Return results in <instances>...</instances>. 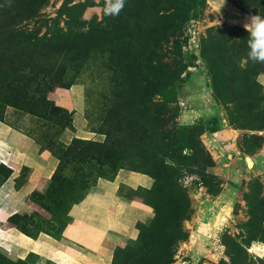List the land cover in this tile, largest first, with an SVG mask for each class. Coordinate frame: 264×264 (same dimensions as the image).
<instances>
[{"label": "rangeland", "instance_id": "1", "mask_svg": "<svg viewBox=\"0 0 264 264\" xmlns=\"http://www.w3.org/2000/svg\"><path fill=\"white\" fill-rule=\"evenodd\" d=\"M257 14L264 0H127L115 17L105 0H0V121L62 158L59 178L2 218L0 264L27 262L8 228L59 239L100 178L118 181L111 213L135 232L112 264H264L252 249L264 244V63L248 59L244 27ZM73 88L82 104H58ZM10 172L1 162L0 181Z\"/></svg>", "mask_w": 264, "mask_h": 264}, {"label": "crops", "instance_id": "2", "mask_svg": "<svg viewBox=\"0 0 264 264\" xmlns=\"http://www.w3.org/2000/svg\"><path fill=\"white\" fill-rule=\"evenodd\" d=\"M58 104L76 108L81 105L79 90L58 89L54 92ZM75 133L65 128L59 135L69 143ZM7 160V162H5ZM0 161L11 164L15 172L0 181V225L2 218L23 210L29 200L28 191L42 190L49 183L59 159L41 149L33 136L10 123L0 121ZM26 167L25 182L17 179L19 169ZM118 181L100 178L79 202L68 211L70 221L63 227L59 239L47 234L30 237L8 228L5 238L12 253L27 259L28 264H112L117 246L135 236L134 230L118 216L111 206L121 203L116 194Z\"/></svg>", "mask_w": 264, "mask_h": 264}, {"label": "clouds", "instance_id": "3", "mask_svg": "<svg viewBox=\"0 0 264 264\" xmlns=\"http://www.w3.org/2000/svg\"><path fill=\"white\" fill-rule=\"evenodd\" d=\"M126 2L127 0H105V15L118 16ZM244 27L249 33L248 59L253 63H264V17L252 15ZM188 182V179H185L184 184Z\"/></svg>", "mask_w": 264, "mask_h": 264}, {"label": "trees", "instance_id": "4", "mask_svg": "<svg viewBox=\"0 0 264 264\" xmlns=\"http://www.w3.org/2000/svg\"><path fill=\"white\" fill-rule=\"evenodd\" d=\"M262 17H264V15H262ZM53 111L55 112V114H60L61 116H67V114H68V111H66L65 109H63L62 107H59V106H54L53 108ZM59 119V118H58ZM63 129L61 130V132L65 129V128H67L66 126H64V127H62ZM37 142H38V140L35 138V137H33ZM75 139V137H73L72 138V140H74ZM72 140H71V142H72ZM39 143V142H38ZM40 144V146H41V149H43V147H42V144L41 143H39ZM51 154H53L54 156H56L58 159H59V161H58V165H57V167H56V169L54 170V172L51 174V177H50V179H49V183H51V181H53V179H56V178H59V173H60V171H61V166H62V158H60V157H58L56 154H54V153H51ZM1 163V162H0ZM3 163V162H2ZM11 173L12 172H10V174H8L7 176H5V177H3V179L2 180H5V179H7L10 175H11ZM105 177V176H103V175H98V177ZM97 180L98 179H96L92 184H89L88 185V187H87V189H86V191L82 194V196L81 197H79L78 199H76L75 201H73L72 202V204H74V203H76V202H79L81 199H83L84 198V196L87 194V192H88V190H89V188L92 186V185H94L96 182H97ZM48 183V184H49ZM71 204V205H72ZM71 205H70V207H71ZM69 207V208H70ZM68 211H69V209H68ZM20 214V212L18 211V212H15V213H13V214H10V216H8V218H12V217H14V216H16V215H19ZM67 214H68V212H67ZM67 224V223H66ZM63 229V228H62ZM62 231V230H61ZM61 235V234H60ZM37 237V236H36ZM60 237V236H59ZM35 238V237H34ZM117 249H118V246H117V248H116V250H115V253L117 252ZM115 253H114V256H113V260H114V257H115ZM113 260H112V262H113ZM27 262L25 263V264H28V260H26Z\"/></svg>", "mask_w": 264, "mask_h": 264}, {"label": "water", "instance_id": "5", "mask_svg": "<svg viewBox=\"0 0 264 264\" xmlns=\"http://www.w3.org/2000/svg\"><path fill=\"white\" fill-rule=\"evenodd\" d=\"M244 160L248 168L260 167L263 163L262 156L245 155Z\"/></svg>", "mask_w": 264, "mask_h": 264}, {"label": "bare ground", "instance_id": "6", "mask_svg": "<svg viewBox=\"0 0 264 264\" xmlns=\"http://www.w3.org/2000/svg\"><path fill=\"white\" fill-rule=\"evenodd\" d=\"M0 162H2V161H0ZM252 249L257 250L259 252H264V244H261V243L260 244H254Z\"/></svg>", "mask_w": 264, "mask_h": 264}]
</instances>
